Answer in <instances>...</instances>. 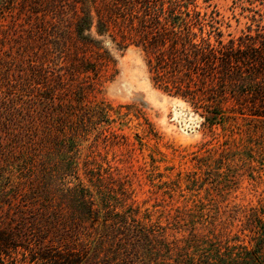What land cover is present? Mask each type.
<instances>
[{
	"label": "trees",
	"instance_id": "obj_1",
	"mask_svg": "<svg viewBox=\"0 0 264 264\" xmlns=\"http://www.w3.org/2000/svg\"><path fill=\"white\" fill-rule=\"evenodd\" d=\"M196 6L192 0H0V19L16 30L21 56L0 60V155L22 165L11 187L23 206L14 225L0 227L1 264H15L12 254L20 251L21 264H167L159 254L165 245L153 236L149 249V230L135 217L106 195L96 201L99 192L80 179L74 152L87 125L127 114L83 103L108 58L92 29L117 47H139L151 84L188 101L208 124L237 116L264 121V25L226 38L214 12ZM249 231L253 246L239 243L226 262L180 255L175 264H264L261 214Z\"/></svg>",
	"mask_w": 264,
	"mask_h": 264
},
{
	"label": "rangeland",
	"instance_id": "obj_2",
	"mask_svg": "<svg viewBox=\"0 0 264 264\" xmlns=\"http://www.w3.org/2000/svg\"><path fill=\"white\" fill-rule=\"evenodd\" d=\"M192 1L197 9L214 12L226 38L257 22L264 25V0ZM10 24L0 19V60L21 58ZM91 36L108 58L98 66L83 103L103 102L127 113L95 120L86 126L85 139L77 141L78 174L94 194L99 192L96 201L106 195L135 217L149 230V249L156 243L153 236L165 245L159 254L167 264L180 255L226 262L239 243L253 246L249 229L256 214L264 220V121L237 116L208 124L188 101L151 84L139 47H117L94 29ZM4 141L0 135V144ZM21 168L19 160L0 155V227H11L21 215L23 206L16 205L11 187ZM21 252L12 254L15 264L25 261Z\"/></svg>",
	"mask_w": 264,
	"mask_h": 264
}]
</instances>
